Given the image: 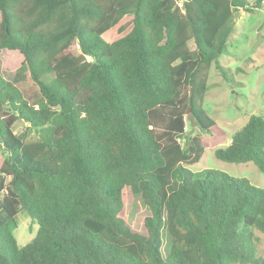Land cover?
<instances>
[{"label":"trees","instance_id":"trees-1","mask_svg":"<svg viewBox=\"0 0 264 264\" xmlns=\"http://www.w3.org/2000/svg\"><path fill=\"white\" fill-rule=\"evenodd\" d=\"M260 9L264 0H0V49L23 56L16 76L29 73L0 75V264H264L252 248L264 189L184 167L214 150L264 175L263 117L222 149L227 133L202 107L234 14ZM18 121L32 139L13 133ZM129 195L148 211L142 233L127 223ZM19 213L39 227L23 247L9 230Z\"/></svg>","mask_w":264,"mask_h":264},{"label":"rangeland","instance_id":"rangeland-1","mask_svg":"<svg viewBox=\"0 0 264 264\" xmlns=\"http://www.w3.org/2000/svg\"><path fill=\"white\" fill-rule=\"evenodd\" d=\"M246 1L252 4L254 0ZM237 13L231 41L219 58L223 70L219 71L215 65H211L208 72V91L202 104L207 115L227 133L226 142L219 147L222 149L230 145L233 134L239 131L252 115H259L264 119V9L254 13L239 10ZM188 47L193 50L194 44L189 42ZM77 48V45H74L72 50L78 53ZM23 63L24 58L18 51L0 49V75L7 82L17 83L21 78L23 81L29 80L27 70L24 74L18 73L16 76ZM188 130L187 124V132ZM193 131L198 130L193 128ZM13 133L22 140L35 136L21 121L14 124ZM184 167L192 174L206 170L218 171L232 178L246 179L251 185L264 189V175L253 163H225L215 157L214 150H206L200 162ZM147 214L141 197L129 195L126 202V219L134 231H144L143 220ZM38 229V225L24 213L15 217L14 226L9 225L18 247L28 244L36 236ZM255 236L257 240L252 248L256 257L264 260V236L258 232H255Z\"/></svg>","mask_w":264,"mask_h":264},{"label":"water","instance_id":"water-1","mask_svg":"<svg viewBox=\"0 0 264 264\" xmlns=\"http://www.w3.org/2000/svg\"><path fill=\"white\" fill-rule=\"evenodd\" d=\"M237 17H238V13H235V14H234V21H233V23H232V27L234 26V24H235V20L237 19ZM188 111H190V109H188Z\"/></svg>","mask_w":264,"mask_h":264}]
</instances>
